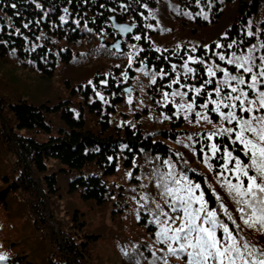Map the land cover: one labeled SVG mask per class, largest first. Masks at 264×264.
<instances>
[{
    "label": "trees",
    "instance_id": "trees-1",
    "mask_svg": "<svg viewBox=\"0 0 264 264\" xmlns=\"http://www.w3.org/2000/svg\"><path fill=\"white\" fill-rule=\"evenodd\" d=\"M175 1L172 16H162L166 20H179V31L174 26H160L157 13L164 0H0V62L16 71L35 73L47 83L59 72L69 93V99L63 100L60 96L58 102L41 104L34 102L20 87L9 88L12 97L7 96L10 100L0 93V165L4 164L1 157H7L8 153L16 157L12 164L6 160L8 169L0 174V255L7 257L0 260V264H87L90 242L84 240L91 236L85 234V239H80L79 233L60 230L53 220L52 199L60 196L61 190L58 172L51 173L48 165L50 160L63 166L58 171L73 175L71 188L85 201L103 206L114 189L108 180L117 174L118 168L132 169L134 175L130 181L137 182L143 175L135 166L136 162L150 158L148 171L144 168L145 174H153L146 184L147 192L152 195L146 209L153 212L158 211L156 203L160 200L159 204L166 209L156 183L157 172H162L163 162L167 160L201 184L211 208L219 209L220 201L216 199L219 195L240 227L239 237L264 249V231L243 224L234 211L236 205L232 198L221 187L222 178L218 173L224 160L220 156L225 146L232 150L231 140L227 136H217L211 141L205 138L219 127L234 126L221 125L219 116L211 111L213 105L210 104L207 110L200 107L206 102L208 92H213L212 98L216 99V78L205 85L200 96H196V107L187 114L188 119L184 118L183 110L177 115V106L165 102L163 97L167 92L171 100L173 90L183 91L187 93L184 103L191 102L195 93L189 91L188 86L201 87L209 79L208 65L219 64L235 74L234 66L219 60V54L228 59L233 52L246 55L248 49L255 46V56L264 55V48L259 47L264 43V20L259 27L253 26L250 30L249 26L251 18L260 12L264 15V0H236L238 7L234 16L237 13L238 20L234 18L235 23L228 26L222 36L218 35V29L226 19L224 4L233 0ZM122 27L131 28V31L122 32ZM166 29L173 32L158 42V35ZM197 29L203 32L198 34ZM249 32L253 35H248ZM104 36L111 39L109 51L116 55L112 53L114 58L108 57L110 62L90 66L93 58L85 53L87 39L89 44L95 41L98 44ZM136 36L141 39L136 40ZM126 40L138 50L133 59L135 66L123 77L125 73L120 66L128 65L122 56L128 50ZM217 43L224 47L217 48ZM229 44H232L231 48L227 47ZM104 56L95 57V63ZM190 56L204 60V64L192 63L188 59ZM186 61L189 67L196 69L195 73L187 74V79L183 67ZM256 63H260L259 59ZM173 65L176 71L172 70ZM136 69L145 70L140 75L148 88L147 106L141 109V117L135 124L123 128L114 122L120 108L127 107L124 94L131 95L127 91L132 90L129 83L136 80ZM161 71L165 73L163 78ZM177 75L180 84L186 85L183 89L180 84L172 83ZM221 77L222 73H217V78ZM153 78L156 83H152ZM169 84L172 87H168ZM175 99L176 104L181 102L179 96ZM87 112L93 118L95 130L90 129L85 116ZM196 112H207L213 123L208 124L202 119L197 123ZM151 113L153 118L149 117ZM53 114L66 125L57 134L53 133ZM22 132L45 133L48 138L39 141L22 135ZM179 137L186 138L187 144ZM211 143L218 144L221 151L206 163L204 154L211 155L208 147ZM236 147L234 155L247 162L239 150L241 146L237 144ZM209 164L212 168L207 170ZM120 202H125L124 198ZM78 216L77 213L73 216L74 227L78 225L79 230H83V221ZM148 216L145 234L150 240L148 246L140 243L142 247H138L132 256L133 264H153L154 261L164 264V259L168 264H184L183 259L169 256L166 247L157 241V226L149 223L154 217ZM221 218L235 228L222 213ZM134 235L141 237L140 233ZM94 238L98 240L97 236ZM50 247L56 251L50 253ZM140 250L145 251L142 254ZM156 257L161 259L157 261Z\"/></svg>",
    "mask_w": 264,
    "mask_h": 264
},
{
    "label": "snow or ice",
    "instance_id": "snow-or-ice-1",
    "mask_svg": "<svg viewBox=\"0 0 264 264\" xmlns=\"http://www.w3.org/2000/svg\"><path fill=\"white\" fill-rule=\"evenodd\" d=\"M120 30L129 32L131 28L122 27ZM248 35L253 33L249 32ZM135 39L140 40L141 37L136 36ZM216 47L222 48L224 45L217 43ZM227 47L231 48L232 44ZM259 47L264 48V43ZM254 50L255 46L248 49L246 55L233 52L228 59L224 54H219V60L234 66L235 74L219 64L206 66L209 79L204 81L201 87L188 86V90L195 93L191 102L184 103L187 93L183 91L173 90L171 100L167 92L163 93V97L165 102L177 106V115L179 110H183L186 113L184 118L188 119L187 114L196 107V96H200L205 85L213 83V78H216V99L212 98L213 92H208L206 102L200 107L207 110L210 104L213 105L211 111L219 116L220 124L234 126L219 127L205 138L211 141L217 136H227L231 140L232 150L225 146L223 155L220 156V159L224 160L218 173L222 178L221 187L225 188L232 198L236 205L234 211L239 214L238 218L243 224L248 228L264 231V55L256 57ZM188 59L194 64H204L202 59H194L191 56ZM257 59L259 64L256 63ZM183 67L185 79L188 78L187 74L196 72V69L188 66L187 61ZM172 70L176 71L175 65ZM217 73H222V77L217 78ZM160 75L163 78L165 73L161 71ZM152 83H156L155 78ZM172 83L180 84L179 75ZM168 87H172V84ZM184 87L186 85L180 84L181 89ZM177 96L181 99L179 104H176ZM100 98L103 100L102 96ZM196 117L197 123L201 119L208 124L213 123L207 112H196ZM237 144L241 146L239 150L243 152L247 162L239 155H234ZM208 147L211 155L204 154L206 163L216 158L217 153L221 151L216 143H211ZM163 163L167 171L157 172L156 187L160 190L167 210L153 201L158 211L151 212L154 218L149 223L157 226V241L166 247L167 254L183 259L184 264H264V249L257 248L250 241L239 237L240 227L221 197L216 195L217 201H220L219 209L211 208L201 184L190 179L186 172L177 170L174 163L167 160ZM208 166L212 168L211 164ZM221 213L235 228L230 227L221 218ZM5 259L7 257L0 255V260ZM160 259L161 257H156L157 261ZM164 264H168L167 259H164Z\"/></svg>",
    "mask_w": 264,
    "mask_h": 264
},
{
    "label": "rangeland",
    "instance_id": "rangeland-1",
    "mask_svg": "<svg viewBox=\"0 0 264 264\" xmlns=\"http://www.w3.org/2000/svg\"><path fill=\"white\" fill-rule=\"evenodd\" d=\"M164 1V4L160 7V10L157 13L160 26H174L177 28V31H179V20L176 21L171 18L166 20L162 16H172L176 1ZM224 6L226 8V19L225 22L222 23V26L218 29L219 36L224 35L227 27L233 25L235 23L234 18H237V13H235L236 17L234 16V10L238 7L236 0L225 2ZM263 20L264 15L262 12H260L255 18H251L249 20L250 30L253 26L259 27V25L263 23ZM172 32V30L166 29L162 35H158L157 39L160 37L158 42L164 35ZM202 32V29H197L198 34H201ZM111 42V39L107 36L101 37L98 44L97 41L89 44L87 39L85 53L91 54V57L93 58V62L91 63L93 65L90 66L99 65L100 63H105V61L110 62L108 60L109 56L114 58V55L116 54L109 51V44ZM125 42L128 50L127 53L122 56L125 61H128V65L125 67L120 66L122 72L125 73L123 77L130 74L128 73L130 67L135 66L133 59L138 50L136 45H132V42L127 40ZM98 55H105L107 58L104 56L103 60L95 63V57H98ZM140 73H145V70L141 71L136 69L134 71L135 76L137 75L136 80L129 83L132 87L131 95L127 96L124 94L127 107L125 109L120 108L118 116L114 122L120 127L123 126L124 128L127 125L135 124V121H138V118L141 117L139 112L142 108L147 106L145 103V96L148 88L141 81L143 75H140ZM34 74L35 73H31L30 71L13 70L11 66L0 62V93H3L6 98H8L7 95L9 94L10 97H12V93L8 92L9 88L20 87L22 91L29 93L31 95L30 98H33L34 102L38 104L44 102H58L59 100H57V98L60 96L63 100L69 99L68 90L65 88L62 81L63 75L59 72H57L54 79L48 83L43 81L41 77ZM9 98L8 100H10ZM77 102H80L78 98ZM151 110V107L148 106V111ZM85 116L88 124L91 126L90 129L95 130V123L93 118L90 116V113H85ZM149 117L153 118L154 114L151 113ZM52 120L54 125V134H57L60 129L66 128V125L54 114L52 115ZM2 130L4 132V127H1V131ZM22 135L34 137L39 141H46L48 138L45 133L22 132ZM178 139L181 142L185 141L187 144L186 138L182 139L179 137ZM1 158L4 160V164L0 165V174L3 170L8 169L6 160L8 161V164L15 163L16 161V157L12 153H8L7 157L3 156ZM150 162V158H147L144 162H136L135 166L143 176L139 178L137 182L134 181L133 183L130 181L134 175L133 170L120 166L117 174L110 177L108 180L109 186L114 187L111 198L105 205L98 206L95 202L85 201L77 190H73L71 188V183L74 178L73 175H67L64 171H58L63 168V166L54 160L49 161L48 165L51 169V173L58 172V187L61 190L59 194L60 196L52 199L53 205H51V207L52 210L55 211V217L53 220L60 230H63L66 233L74 230L75 233H79L78 235L80 239H85V234H87V236H91V238L84 240L90 242L87 264H133L132 256L138 247H142L140 246V243L141 245L146 244L148 246L147 242L150 238L145 234V232L148 224V215H150L153 211H148L146 209V205H149L150 197L152 196L149 192H147L148 189L146 190V187L148 186L146 184H148L153 178V174L150 173V176H148L149 172L145 174L144 168L147 170ZM161 169L162 172L167 171L166 165L164 164ZM206 169L209 170L210 168L206 167ZM129 173L131 174L130 176ZM144 197H147L148 199L145 200ZM121 198H124L125 202H120ZM159 203H161V200ZM75 213L79 215L77 218L83 221V224L81 225L83 230H79L80 227L78 225L74 227L76 221L73 216ZM135 233H140L141 237H136V235H134ZM95 236H97L98 240H95ZM50 249V253L56 251L53 247H50ZM141 251L143 254L145 250H140V252Z\"/></svg>",
    "mask_w": 264,
    "mask_h": 264
},
{
    "label": "water",
    "instance_id": "water-1",
    "mask_svg": "<svg viewBox=\"0 0 264 264\" xmlns=\"http://www.w3.org/2000/svg\"><path fill=\"white\" fill-rule=\"evenodd\" d=\"M148 64H150V62H148ZM127 94L130 95L131 94V90L127 91Z\"/></svg>",
    "mask_w": 264,
    "mask_h": 264
}]
</instances>
